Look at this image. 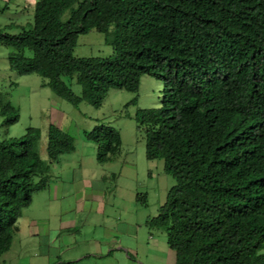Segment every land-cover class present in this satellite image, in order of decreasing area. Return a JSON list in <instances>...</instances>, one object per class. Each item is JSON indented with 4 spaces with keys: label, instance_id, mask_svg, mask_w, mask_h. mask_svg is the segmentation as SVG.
<instances>
[{
    "label": "trees",
    "instance_id": "1",
    "mask_svg": "<svg viewBox=\"0 0 264 264\" xmlns=\"http://www.w3.org/2000/svg\"><path fill=\"white\" fill-rule=\"evenodd\" d=\"M12 26H0L11 69L40 75L77 107H100L112 88L137 93L145 75L163 81L162 106L136 116L148 158L164 159L177 180L150 227L167 232L176 264H264V0H37L33 23ZM93 30L114 54H75ZM2 113L4 124L20 115L11 104ZM86 134L102 162L121 151L113 126ZM41 138L35 127L0 133V262L53 163L76 149L53 127L46 160Z\"/></svg>",
    "mask_w": 264,
    "mask_h": 264
},
{
    "label": "rangeland",
    "instance_id": "2",
    "mask_svg": "<svg viewBox=\"0 0 264 264\" xmlns=\"http://www.w3.org/2000/svg\"><path fill=\"white\" fill-rule=\"evenodd\" d=\"M36 2L37 0H0V26L7 27L13 24L12 27H8V31L14 34L19 33L21 26L33 23ZM10 52L11 49L8 45L0 43L1 136L22 137L27 134L29 128L40 129L42 131L39 143L40 153L44 159L48 160L49 134L53 127H59L73 136L76 149L62 156L60 163L56 162L55 172H62L65 179L79 184L88 180H76L74 177L77 170L75 169L80 172L84 171L86 177H90L94 171H97L98 174L105 173L109 177L106 179L109 194L114 192L116 198L120 199L133 198L140 206L142 205L143 211L153 212V214L159 212L160 206L166 201L170 189L177 183V180L166 171L164 159L148 158L147 139L139 128L136 116L140 109L162 106L163 81L145 75L142 77L140 90L137 93L126 89L112 88L100 107L92 105L86 100L77 107L57 95L50 87L44 86V79L40 75H21L13 71L10 67ZM27 53L30 56L32 54L30 50ZM75 54L79 57H104L114 54V48L107 43L104 33L93 30L80 36ZM68 82L77 94H83L80 84L76 81L68 80ZM7 104L18 108L20 115L18 120L13 123L4 124L5 117L2 108ZM103 125L115 127L121 133L123 142L121 151H119L120 155L108 164L99 162V144L95 140H90L86 134V132L99 129ZM123 163L133 166L135 170L121 167ZM60 165L66 169H61ZM134 174L136 176L132 177ZM81 192L82 190H80V194ZM41 193L40 195H47L40 196L43 198L51 196L49 190H44ZM139 193L142 197L138 196ZM138 197H140L139 200L146 199V204L137 201ZM127 204L130 203L127 202ZM37 206L38 202L34 208L28 210V213L33 217L39 214L36 211ZM51 209L55 210V206H44L45 212ZM50 214L54 215L53 212ZM159 235L164 242L163 236ZM20 251L19 237L16 246L14 245L7 256L4 255L1 258L0 264H20V260H17Z\"/></svg>",
    "mask_w": 264,
    "mask_h": 264
},
{
    "label": "crops",
    "instance_id": "3",
    "mask_svg": "<svg viewBox=\"0 0 264 264\" xmlns=\"http://www.w3.org/2000/svg\"><path fill=\"white\" fill-rule=\"evenodd\" d=\"M113 159L102 162L98 154L102 164ZM55 164L52 182L46 188L51 192L50 198L40 197L47 196L40 195L44 190L34 195L32 204L18 221L19 231L5 256L20 237L21 251L17 258L20 264H176V252L170 247L167 232L149 225L160 208L153 214L143 211L133 198L120 199L114 192L109 194L106 184L109 177L105 173L94 171L86 177L84 171L75 169L76 180H88L79 184L65 179L62 172H55ZM121 167L135 170L124 163ZM37 202L39 214L33 217L28 210ZM47 205L55 206V210L45 212Z\"/></svg>",
    "mask_w": 264,
    "mask_h": 264
}]
</instances>
